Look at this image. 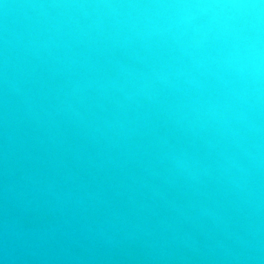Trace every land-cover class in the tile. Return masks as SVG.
<instances>
[{
  "label": "water",
  "instance_id": "water-1",
  "mask_svg": "<svg viewBox=\"0 0 264 264\" xmlns=\"http://www.w3.org/2000/svg\"><path fill=\"white\" fill-rule=\"evenodd\" d=\"M0 264H264V0H0Z\"/></svg>",
  "mask_w": 264,
  "mask_h": 264
}]
</instances>
